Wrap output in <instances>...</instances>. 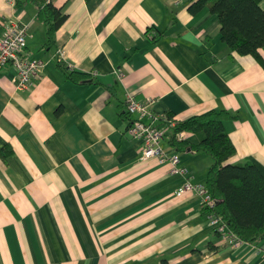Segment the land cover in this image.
I'll return each instance as SVG.
<instances>
[{"label": "crops", "instance_id": "crops-1", "mask_svg": "<svg viewBox=\"0 0 264 264\" xmlns=\"http://www.w3.org/2000/svg\"><path fill=\"white\" fill-rule=\"evenodd\" d=\"M50 1L67 18L47 43L32 1L0 0V32L26 24L24 53L44 62L26 89L13 66L0 70V264H264V241L223 242L200 197L177 194L187 179L204 183L212 158L165 136L188 176L141 160L125 109L129 95L152 98L155 124L226 109L237 115L225 122L226 162L264 176V66L221 41L216 15L190 14L191 0ZM149 26L164 32L156 42ZM71 70L95 74L74 83Z\"/></svg>", "mask_w": 264, "mask_h": 264}, {"label": "trees", "instance_id": "trees-1", "mask_svg": "<svg viewBox=\"0 0 264 264\" xmlns=\"http://www.w3.org/2000/svg\"><path fill=\"white\" fill-rule=\"evenodd\" d=\"M37 7V17L45 26L47 43L64 23L67 15L50 0H30ZM261 0H191L190 14L195 15L206 8L217 16L220 39L226 46L240 55H252L263 66L259 49L264 46V7ZM155 26H149L145 34L156 42L163 35ZM74 83L92 82L91 73L74 70L67 72ZM93 77V76H92ZM166 119L160 118L156 125L165 129V136L175 151L188 147L202 151L212 158L204 184L216 203L210 211L221 216L228 228L246 243L264 241V176L257 166L248 160L241 163L226 162L234 155L235 147L226 131L225 122L236 120L237 115L226 109H211L176 121L167 112ZM167 120H174L171 125ZM202 133V139L190 143L178 138L180 132ZM207 212L206 208L202 209ZM218 235V234H217Z\"/></svg>", "mask_w": 264, "mask_h": 264}, {"label": "built area", "instance_id": "built-area-1", "mask_svg": "<svg viewBox=\"0 0 264 264\" xmlns=\"http://www.w3.org/2000/svg\"><path fill=\"white\" fill-rule=\"evenodd\" d=\"M26 36L27 25L19 22H9L4 25V30L0 32V70L8 65L14 67L16 70L15 87L17 89H26L31 86L35 79L40 76L44 66L41 59L29 58L25 55ZM92 74H95V72H92ZM152 102V98H147L144 102H141L132 95L127 96L125 100L127 113L133 115L128 133L140 143V159L156 158L159 163L167 162L170 164V173L187 177L188 170L185 166L179 164L178 154L162 147L161 143L165 138V129L154 123L157 118L149 110ZM145 116L151 117V122L144 121ZM160 118L166 119L165 115ZM167 122L171 125L174 124V120H167ZM183 133V131L178 133V138H182ZM185 192H193L200 197L201 208L207 209L205 217L208 224L214 228L223 242L232 246L243 243L229 230L227 223L220 215L210 211V208L215 205L216 199L211 196L204 184L193 183L187 179L178 189L177 194Z\"/></svg>", "mask_w": 264, "mask_h": 264}]
</instances>
